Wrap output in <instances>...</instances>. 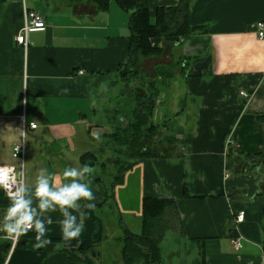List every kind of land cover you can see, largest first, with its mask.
<instances>
[{"label":"crops","instance_id":"0c3cea01","mask_svg":"<svg viewBox=\"0 0 264 264\" xmlns=\"http://www.w3.org/2000/svg\"><path fill=\"white\" fill-rule=\"evenodd\" d=\"M179 3L150 0L151 21L158 8ZM25 9L46 22L29 33L27 48L17 42ZM130 19L114 0L107 10L88 0H0V165L23 163L29 186L41 168L60 175L63 159L69 167L84 165L82 156L93 152L88 143L97 141L93 129L102 130L101 138L111 133L110 123L97 119L100 110L107 102L114 111L125 96L121 68L129 58ZM188 19L197 29L189 37L152 39L168 64L183 60V85L174 88L176 118L168 116V91L153 114L155 125L172 126L176 147L169 156L138 159L114 187V201L136 226H142L146 197L174 201L171 211L181 226L166 238L180 239L166 255L162 244L160 264H264V39L256 28L264 20V0H192ZM102 82H108L106 92ZM63 88L70 91L63 94ZM21 143L23 161L13 156ZM88 181L96 207H82V217L72 210L82 225L77 239L56 249L62 216L49 213L52 243L33 249L34 231L15 245L0 238V264H99V247L109 235L97 209L110 194L104 179ZM7 206H0V221ZM240 211L245 219L237 223ZM82 246L98 253L71 257L68 250Z\"/></svg>","mask_w":264,"mask_h":264},{"label":"trees","instance_id":"16d2710c","mask_svg":"<svg viewBox=\"0 0 264 264\" xmlns=\"http://www.w3.org/2000/svg\"><path fill=\"white\" fill-rule=\"evenodd\" d=\"M75 2L83 0H72ZM93 2L99 10H107L112 0H88ZM124 10L131 13L129 37V58L121 68V80L126 84L123 92L125 98L130 95L135 96L134 114L138 122L133 125L122 126L123 144L127 145L132 151L147 149L141 156L132 154L133 159L124 165L116 176L112 187L117 183L123 182L124 173L129 170L138 159L169 156L175 149L176 142L170 140L160 146L148 147V137L151 138L157 131V126L150 123L153 119L156 106L155 95H137L131 89L132 94H127L129 84L127 77H136L139 74L140 60L160 56L163 47L155 46L152 39L157 37L177 36L185 39L193 34L197 29L189 23L190 4L192 0H180L177 6L160 7L157 10L156 21L153 23L150 16V0H114ZM169 73V72H168ZM131 75V76H130ZM161 75V74H160ZM163 75V74H162ZM161 75V76H162ZM165 75V74H164ZM161 76L159 78H161ZM166 76L171 77V74ZM152 87H155L154 85ZM264 120V114L259 115ZM122 120L127 122L123 116ZM150 123L149 126H147ZM146 126L144 132L140 127ZM132 131V132H131ZM131 132V133H129ZM148 147V148H147ZM95 156L92 152H87L82 156L84 164L93 166ZM91 160V161H90ZM116 163L119 162L115 159ZM116 184V185H117ZM114 194V192H113ZM111 194V195H113ZM9 200L5 196L4 190L0 189V206L9 205ZM174 201L167 198L146 197L143 201L142 211V230L140 233L133 232L125 226V233L120 238L122 243L121 257L124 264H160L163 261L162 244L169 230L181 226L176 211H171ZM178 220V221H177ZM178 222V226L176 225ZM180 224V225H179ZM71 257L76 253L88 254L95 252L88 247L82 246L79 249H69ZM98 253L97 251L95 252Z\"/></svg>","mask_w":264,"mask_h":264},{"label":"rangeland","instance_id":"374dc122","mask_svg":"<svg viewBox=\"0 0 264 264\" xmlns=\"http://www.w3.org/2000/svg\"><path fill=\"white\" fill-rule=\"evenodd\" d=\"M177 51L178 49H175V52ZM173 59V63L171 65L168 64L170 63V58L165 55L141 59L138 76L127 77V80L129 79V84L126 87L128 89L127 94H132L134 92H131V89L135 90V93L137 95L145 94L149 96L151 94H154L155 101H158V99H163V91L165 93L166 91H168L169 95L167 103L165 105L168 110V116L172 121L176 118L174 113L176 108L175 103L177 100L176 91H174V88H176L177 83L183 85V77L179 73L183 65V60L175 61L174 59V62ZM166 73L171 74L172 76L168 77L166 76ZM160 74L163 75L161 76ZM160 76L161 78H159ZM168 82L171 85L167 88H163V85L166 86ZM153 85L155 87H152ZM121 87H124L122 83ZM119 89L122 88H118V90ZM120 93L122 94V91H120ZM114 98L118 100V97L114 96ZM134 99V94H129L127 98L121 97L119 95V106L114 109V111L108 110L111 109V103L109 104L106 102L103 107V111L101 112L100 110V114L97 119L99 121L102 120L103 122L108 121V123H110L109 128H111V133H109L108 136L101 138V141L92 140L88 143V147H91L90 149L91 151H93L92 153L95 156V164L92 166L94 167V172L90 177H88V180H93L97 177L104 179V181L108 185L110 194V196L108 197L109 199L106 201V203L101 207H98L97 209L99 211V216L102 218L105 225L106 233H108L109 235L108 238L102 240L99 247V251L101 252V257L98 258L99 264H124L121 257L122 243L120 238L125 233V226H127L131 230L132 225V231L136 233H140L142 230L141 224L136 226V222H134L135 220L133 219V217L131 218V215H127L124 213L121 214L117 205L115 204L113 195H111L113 194L114 187L117 184L116 183L115 186L112 187L113 182L116 180V176L119 174V171L123 168L124 165L128 164V162L134 160L132 154L135 153V156H141V154H143L147 150L140 148L139 151L134 152L127 145L122 143L124 141L122 126H125V124L131 126L133 125V123L138 122V119L134 114ZM112 103H115V101H112ZM122 116L127 120V122L121 119ZM150 123L155 125L153 119ZM150 123L147 126H149ZM155 126H157L158 128L153 136L150 132L151 138L148 137V147L153 148L154 146H160L161 142L167 144L169 139L177 143L178 140L175 138L176 133H172L174 131L170 129L172 127L171 125L168 127L166 125L159 124ZM146 128L148 127H140L142 132H144ZM115 159H118L119 162L116 163ZM62 162L65 168L69 167L65 159H63ZM126 222L129 223L126 225ZM112 234L114 236H112ZM179 239L180 238H175V236H171L169 234L167 235V238L163 243L165 255L171 245H177V241ZM181 241L182 239L180 240V242ZM173 260H177V257Z\"/></svg>","mask_w":264,"mask_h":264},{"label":"clouds","instance_id":"9594fccd","mask_svg":"<svg viewBox=\"0 0 264 264\" xmlns=\"http://www.w3.org/2000/svg\"><path fill=\"white\" fill-rule=\"evenodd\" d=\"M99 89L106 92L108 82H102ZM69 91L68 88L61 89L63 94ZM35 126L33 122L31 127ZM91 136L101 141L102 130L93 129ZM93 172L94 167L88 164L82 167H67L60 175L41 168L35 177L34 185L29 186L23 171L17 174L14 168H0V189L4 190L10 202L0 221V233L4 234L0 238L11 240L15 245L20 237L34 231L33 249L45 248L52 243L51 239L47 238V226L53 223L49 213L59 211L62 216L59 221L61 241L56 243V249H61L77 239L82 232V225L78 223V217L72 210L80 213L82 217V207H96L95 203H92L96 197L88 181ZM81 201L88 203L82 205Z\"/></svg>","mask_w":264,"mask_h":264},{"label":"built area","instance_id":"2783aa9c","mask_svg":"<svg viewBox=\"0 0 264 264\" xmlns=\"http://www.w3.org/2000/svg\"><path fill=\"white\" fill-rule=\"evenodd\" d=\"M45 27H46V22L41 15H39L37 12H35L33 10L25 9V23H24V27H23L21 33L17 36V42L20 45L27 48L29 46V33L31 31H34V30L45 29ZM256 28H257V32H258V37L260 39H264V20L257 22ZM81 73H83V71H81ZM32 123L33 122L30 123V126L32 125ZM36 127H37V124H36L35 128ZM24 154H25L24 143L18 144L14 147L13 156L15 158H20L23 161ZM7 167L14 168L17 174H19L21 171L24 172L23 163L21 164L20 168H18L15 165H8V166L0 165V168H7ZM244 219H245V211L238 212L237 216H236V222L242 223L244 221ZM233 243L238 245V246L241 245L239 239H234Z\"/></svg>","mask_w":264,"mask_h":264},{"label":"water","instance_id":"95a60500","mask_svg":"<svg viewBox=\"0 0 264 264\" xmlns=\"http://www.w3.org/2000/svg\"><path fill=\"white\" fill-rule=\"evenodd\" d=\"M125 124V123H124ZM126 125V124H125ZM93 254H95V253H93Z\"/></svg>","mask_w":264,"mask_h":264}]
</instances>
